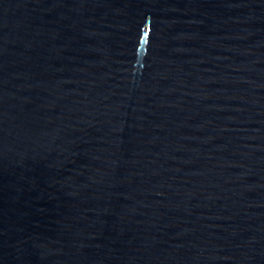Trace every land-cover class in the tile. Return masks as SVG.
Masks as SVG:
<instances>
[{
  "label": "water",
  "instance_id": "water-1",
  "mask_svg": "<svg viewBox=\"0 0 264 264\" xmlns=\"http://www.w3.org/2000/svg\"><path fill=\"white\" fill-rule=\"evenodd\" d=\"M0 264H264V0H0Z\"/></svg>",
  "mask_w": 264,
  "mask_h": 264
}]
</instances>
